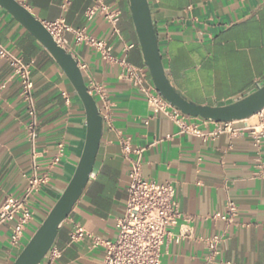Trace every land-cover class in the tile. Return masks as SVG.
<instances>
[{
  "label": "crops",
  "instance_id": "0c3cea01",
  "mask_svg": "<svg viewBox=\"0 0 264 264\" xmlns=\"http://www.w3.org/2000/svg\"><path fill=\"white\" fill-rule=\"evenodd\" d=\"M42 23L63 18L73 30L86 33L111 48L112 61L93 48L77 45L65 35V49L83 76L103 87L104 99L94 97L103 129L91 177L58 230L54 246L61 251L56 264H102L95 240H114L116 221L124 215L131 164L141 159L145 180L170 183L181 214L174 234L191 228L180 243L161 249V264H204L202 240L226 229L221 259L230 264H264V178L256 174L264 164V140L255 143L249 130L224 133L214 140L180 133L163 114L153 115L145 94L124 76V64L149 74L143 65L128 10V0H105L121 12L119 34L101 18L84 13L92 0H16ZM165 71L174 87L188 100L216 106L239 98L264 77V0H159L151 8ZM0 43L11 53L32 62L37 137L32 146L25 133L27 117L19 98L20 85L5 60L0 59V206L8 195L20 196L36 163L49 183L31 198L33 219L24 239L29 240L66 187L85 140V113L72 84L43 46L0 7ZM129 46H132L129 48ZM65 98L69 99L68 104ZM201 128L213 129L193 119ZM252 116L237 127H255ZM129 139L131 153L121 142ZM64 145L60 164L50 167L57 146ZM32 151L35 156H32ZM140 151V153H137ZM237 206L234 224L226 226L214 214L226 204ZM76 225L85 237L70 242ZM10 225L0 223V264H12L17 252L9 243Z\"/></svg>",
  "mask_w": 264,
  "mask_h": 264
},
{
  "label": "built area",
  "instance_id": "2783aa9c",
  "mask_svg": "<svg viewBox=\"0 0 264 264\" xmlns=\"http://www.w3.org/2000/svg\"><path fill=\"white\" fill-rule=\"evenodd\" d=\"M150 7L158 5L159 0H148ZM65 1L63 8L69 5ZM85 19L91 21L101 18L111 27L114 35L119 34L118 22L121 12L113 5L107 4L105 0H92V5L84 13ZM56 43L65 49V35L72 33L77 45H85L95 49L104 60L112 61L111 48L103 41L88 35L84 28L71 29L63 18L50 23H43ZM132 46H129L131 48ZM0 59L5 60L12 70V75L20 85L19 98L25 107L27 123L25 133L28 141L33 146L37 137V113L33 97L32 62H26L21 56L8 51L0 43ZM78 64V63H77ZM78 68L84 76L86 66L78 64ZM124 76L133 82L146 97V104L153 115L163 114L170 118L178 127L180 133H188L203 139L214 140L219 135L228 133L237 135L243 130H249L255 143L264 140V108L254 115L258 124L253 127H237V122H213L201 120L204 125L213 124V129L201 128L193 119L173 108L155 90L151 80H147L145 71L130 64H124ZM89 94L94 98L99 96L104 99L103 87L90 81ZM66 104L69 99L65 98ZM101 115V114H100ZM102 120H109L108 114L101 115ZM239 122V121H238ZM124 154L131 153L129 139L121 142ZM137 153H140L138 151ZM36 154L32 151V156ZM64 156V145L57 146V153L51 160L50 167L60 164ZM141 159L138 158L131 164L128 174L127 198L124 215L116 221L117 235L112 241L95 240L94 247H100L103 253L102 264H161V249L169 241L180 243L190 237L191 228L174 234L172 230L179 221L189 222L179 211L175 192L170 183H159L153 180H145L141 174ZM264 178V164L259 166L256 174ZM49 183L47 174H39L35 162L32 164V173L26 177V185L20 196L8 195L0 206V223H9V243L17 254L21 252L28 240L25 241L24 233L33 219L30 206L31 198L40 192ZM237 206L229 201L226 204L224 214H214L212 219L221 220L226 226L234 224L237 216ZM83 228L76 225L70 234V242L82 240L85 237ZM226 229L215 233L202 240L206 250L204 264H230L221 259V247L227 241ZM61 256V251L54 245L49 249L40 264H56Z\"/></svg>",
  "mask_w": 264,
  "mask_h": 264
},
{
  "label": "water",
  "instance_id": "95a60500",
  "mask_svg": "<svg viewBox=\"0 0 264 264\" xmlns=\"http://www.w3.org/2000/svg\"><path fill=\"white\" fill-rule=\"evenodd\" d=\"M0 7L22 25L59 65L72 84L85 113V140L73 174L48 214L12 262L40 264L91 177L103 120L95 99L88 92L77 61L56 43L43 23L16 0H0ZM128 10L143 65L156 92L173 108L191 118L213 122L243 121L264 108V77L244 95L221 105H200L188 100L174 87L165 71L149 1L128 0Z\"/></svg>",
  "mask_w": 264,
  "mask_h": 264
}]
</instances>
